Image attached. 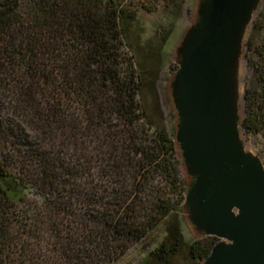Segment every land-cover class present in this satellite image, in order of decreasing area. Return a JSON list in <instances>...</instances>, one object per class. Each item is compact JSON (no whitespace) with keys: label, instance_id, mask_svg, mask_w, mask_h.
Here are the masks:
<instances>
[{"label":"trees","instance_id":"1","mask_svg":"<svg viewBox=\"0 0 264 264\" xmlns=\"http://www.w3.org/2000/svg\"><path fill=\"white\" fill-rule=\"evenodd\" d=\"M131 5L0 0V264H111L164 222L142 264H171L183 247L175 141L147 117L123 50ZM253 50L259 89L240 127L259 131L264 39ZM216 242L194 238L186 263Z\"/></svg>","mask_w":264,"mask_h":264},{"label":"water","instance_id":"2","mask_svg":"<svg viewBox=\"0 0 264 264\" xmlns=\"http://www.w3.org/2000/svg\"><path fill=\"white\" fill-rule=\"evenodd\" d=\"M262 0H197L169 80L184 218L218 238L201 264H264V164L240 135L243 43Z\"/></svg>","mask_w":264,"mask_h":264},{"label":"rangeland","instance_id":"3","mask_svg":"<svg viewBox=\"0 0 264 264\" xmlns=\"http://www.w3.org/2000/svg\"><path fill=\"white\" fill-rule=\"evenodd\" d=\"M135 17L124 23L123 50L131 55L141 79L137 93L147 117L154 124L162 126L174 139L176 115L170 94L169 80L175 70L174 52L187 27L194 21L197 0H130ZM264 39V0L253 14L241 55V98L240 117H244L248 105V93L259 89L254 63L257 56L253 46ZM248 41L251 47L248 48ZM177 66V65H176ZM250 97V96H249ZM240 135L246 150L260 158L264 164V127L259 131H248L240 127ZM179 159V157H178ZM182 180L187 177L181 169ZM179 219L184 245L171 264H187L186 251L190 241L197 237L183 212L175 214ZM165 223V222H164ZM157 225L145 238L134 243L111 264H142L152 251L165 238V224Z\"/></svg>","mask_w":264,"mask_h":264}]
</instances>
